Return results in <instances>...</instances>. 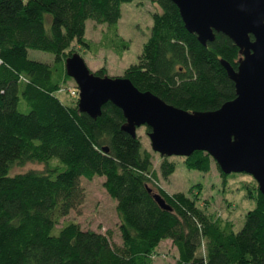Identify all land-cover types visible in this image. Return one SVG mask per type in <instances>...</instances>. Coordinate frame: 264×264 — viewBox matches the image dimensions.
<instances>
[{
    "label": "trees",
    "instance_id": "obj_1",
    "mask_svg": "<svg viewBox=\"0 0 264 264\" xmlns=\"http://www.w3.org/2000/svg\"><path fill=\"white\" fill-rule=\"evenodd\" d=\"M135 1L147 0H0V264H152L167 241L176 264H264V196L258 189L249 190L255 207L235 232L186 194H169L157 185L152 155L137 135L122 130L120 109L107 103L94 120L79 112L78 97L68 104L58 98L73 81L65 61L74 43L117 57L129 49L117 25L122 5ZM156 3L159 12L152 15L139 61L121 78L190 113L216 111L234 100V84L221 62L236 70L238 48L222 34L201 45L172 2ZM88 20L106 26L100 42L86 38ZM29 50L50 53L54 61L30 60ZM94 74L106 76L103 70ZM160 160V175L168 179L176 165ZM51 162L56 165L44 173L10 174L14 166ZM213 163L200 151L184 158L190 171L209 172ZM96 177L104 178L116 203L120 245L111 234L83 231L73 222L57 229L83 203L80 180Z\"/></svg>",
    "mask_w": 264,
    "mask_h": 264
},
{
    "label": "water",
    "instance_id": "obj_2",
    "mask_svg": "<svg viewBox=\"0 0 264 264\" xmlns=\"http://www.w3.org/2000/svg\"><path fill=\"white\" fill-rule=\"evenodd\" d=\"M169 1L201 45L222 34L238 48L236 70L221 62L234 84L235 99L216 111L186 112L138 91L125 78L95 75L73 54L65 61V73L77 87V108L95 120L111 103L123 114L125 133L134 138L138 128L150 130L151 150L160 157L187 158L204 152L223 175L252 177L264 196V0ZM148 192L161 209L170 211L158 194Z\"/></svg>",
    "mask_w": 264,
    "mask_h": 264
},
{
    "label": "rangeland",
    "instance_id": "obj_3",
    "mask_svg": "<svg viewBox=\"0 0 264 264\" xmlns=\"http://www.w3.org/2000/svg\"><path fill=\"white\" fill-rule=\"evenodd\" d=\"M158 12L159 7L156 0L135 1L122 5L121 19L117 25L118 34L129 43V49L123 53L122 57H117L108 50H101L97 54H93L75 43L70 48V52L78 54L92 73L103 70L107 77L121 78L127 68L138 63L143 45L150 36L152 15ZM104 32H106L105 25H96L91 20L86 22L85 36L87 39L100 42ZM28 58L47 64L54 61L52 54L37 50H29ZM67 85V91L76 86L74 81L68 82ZM58 98L63 104H68L72 100L66 92L59 94ZM136 135L141 141L143 149L152 155L153 170L158 177L157 185L161 189L169 194L178 192L186 194L195 200L197 206L206 214L212 215L223 223L232 224L235 232L242 228L246 214L255 207L254 201L248 198L251 190L258 189L252 177L246 174H232L224 180L220 176L215 162L211 165L210 171L205 173L188 170L182 157H171L169 160L176 165L175 172L168 179H163L159 171L160 156L151 150L146 128H138ZM54 165L56 162L46 165L28 163L23 166H14L10 174L16 175L29 171L44 173L48 167ZM103 183L104 178L99 177L90 182L81 179L80 184L84 192L83 203L77 210L63 218L57 229L66 223L73 222L78 224L83 231L111 234L112 243L120 245L116 203L106 193ZM152 264H176V251L170 241L159 246L153 256Z\"/></svg>",
    "mask_w": 264,
    "mask_h": 264
},
{
    "label": "built area",
    "instance_id": "obj_4",
    "mask_svg": "<svg viewBox=\"0 0 264 264\" xmlns=\"http://www.w3.org/2000/svg\"><path fill=\"white\" fill-rule=\"evenodd\" d=\"M62 92H66L69 94L70 98H77L78 97V90L76 89H70V90H63Z\"/></svg>",
    "mask_w": 264,
    "mask_h": 264
}]
</instances>
